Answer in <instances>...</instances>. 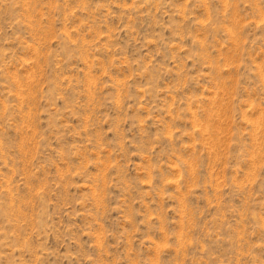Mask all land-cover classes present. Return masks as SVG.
<instances>
[{
    "label": "rangeland",
    "instance_id": "obj_1",
    "mask_svg": "<svg viewBox=\"0 0 264 264\" xmlns=\"http://www.w3.org/2000/svg\"><path fill=\"white\" fill-rule=\"evenodd\" d=\"M0 264H264V0H0Z\"/></svg>",
    "mask_w": 264,
    "mask_h": 264
}]
</instances>
